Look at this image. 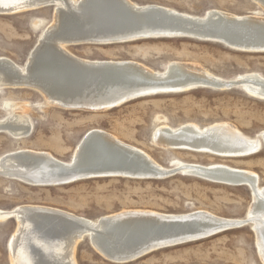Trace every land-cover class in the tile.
<instances>
[{"label":"bare ground","instance_id":"6f19581e","mask_svg":"<svg viewBox=\"0 0 264 264\" xmlns=\"http://www.w3.org/2000/svg\"><path fill=\"white\" fill-rule=\"evenodd\" d=\"M251 1L264 10V0ZM46 7L52 8L51 24L42 31L24 67L0 57V89H29L42 94L50 105L92 111L120 106L137 99L138 95L142 98L170 94L173 92L163 90L197 82L209 85L200 88L215 89H224V86L237 82L248 95L264 100V77L256 73L224 81L185 63L171 62L163 72H156L134 61L85 60L68 50L80 44L111 45L178 37L217 43L222 40L227 43L223 45L235 51L263 53L264 17L236 16L219 10H209L204 17H197L159 5H137L131 0H0V15ZM181 33L199 38L173 35ZM194 89L197 88L178 93ZM4 107L10 113L0 119V133L16 140L27 138L32 131L31 120L23 112L16 111L14 103H6ZM152 140L167 149L171 146L174 148L170 149H193L194 152L237 158L248 156V152L263 144L264 132L251 139L228 123L204 129L190 123L175 129L159 126L154 130ZM173 164L185 176H208L211 181L227 186L248 187L252 203L246 216L229 219L200 210L186 214L141 210L120 211L89 220L38 205L17 206L9 211L0 209V222L13 220L15 223L7 246L10 264H77L75 248L83 238H87L91 248L107 262L131 263L148 253L147 249L170 247L181 239L152 238L153 234L151 238L147 237L148 228L157 229L162 221L166 226L170 222L177 224L180 226L177 231L185 222L203 224L209 231L239 228L242 223H248L264 264V186L259 185L258 176L222 164L204 166L178 161ZM168 173L145 152L97 129L83 136L67 162L47 152L27 149L0 157V174L33 186L39 182L57 185L59 182L67 184L84 178L113 176L150 179ZM200 216L205 219L201 220Z\"/></svg>","mask_w":264,"mask_h":264},{"label":"rangeland","instance_id":"374dc122","mask_svg":"<svg viewBox=\"0 0 264 264\" xmlns=\"http://www.w3.org/2000/svg\"><path fill=\"white\" fill-rule=\"evenodd\" d=\"M131 1L137 5H159L197 17H204L209 10L264 17V10L251 0ZM52 14V8L46 7L0 15V57L24 67L42 31L51 24ZM68 50L81 59L134 61L156 72H163L171 62H179L193 65L224 81L251 73L264 77V52H239L222 43L192 38H151L111 45L80 44ZM45 101L37 91L0 89V119L10 113L4 104L14 103L16 111L23 112L32 122V131L27 138L16 140L0 133V157L27 149L47 152L67 162L83 136L97 129L145 152L170 174L160 176V179L113 176L35 186L0 174L1 210L38 205L89 220L120 211L141 210L162 214L200 210L229 219L246 216L252 203L248 187L185 176L176 170L173 163L177 161L204 166L222 164L246 170L255 173L259 185L264 186V149L250 156L224 158L205 152L167 149L152 140L153 132L159 126L175 129L190 123L200 129L228 123L244 137L258 138L264 132V100L248 95L241 88H197L182 93L158 94L103 111L62 109ZM14 228L13 220L0 222V264H10L7 246ZM255 241L253 229L246 224L198 241L153 250L127 264H262ZM74 258L77 264H113L99 256L87 238L78 243Z\"/></svg>","mask_w":264,"mask_h":264},{"label":"water","instance_id":"95a60500","mask_svg":"<svg viewBox=\"0 0 264 264\" xmlns=\"http://www.w3.org/2000/svg\"><path fill=\"white\" fill-rule=\"evenodd\" d=\"M172 35V34H171ZM173 35H181V36H188V37H196V38H199L198 36H194V35H191L190 34H185V33H181V34H173ZM172 35V36H173ZM220 43L222 44H227L226 42L224 41H220ZM106 71V70H105ZM204 86H209L207 84H204L203 82H197V83H193L189 86H184L182 88H169V89H166V90H163V92H180V90L184 91V90H187V88L191 89V88H200V87H204ZM218 88L220 87H223V86H217ZM232 88H241L243 89L242 87V84L240 83H237V82H234V83H230L226 86H224V89H232ZM244 90V89H243ZM245 91V90H244ZM142 95H138L136 96L137 98H140ZM263 142V141H262ZM169 148H174V147H171V146H168ZM264 148V142L263 144H260L258 146V148L252 152H248V156L254 154V153H257L259 152L260 150H262ZM190 150H193V149H190ZM82 164H86V162H82ZM87 177V176H86ZM84 179H87V178H84ZM204 179H208V180H211L212 178L208 177V176H204ZM40 184H46V185H49L50 182H39ZM58 184H65V183H58ZM57 184V185H58ZM137 218V217H135ZM145 218V217H144ZM200 218L201 220L202 219H205L203 218L202 216L198 217ZM199 219V220H200ZM137 220H142V219H137ZM187 222L184 223L183 228H180L181 230L177 231V229L180 227L178 226L177 224L174 225L173 222H170L167 226L165 224L164 221H162V224L157 228L155 229L154 227L153 228H148V233H147V237H150L151 238V235H152V238L153 237H164L166 238L167 240H174V239H179L177 240L175 243H172L173 245L171 246H175V245H180V244H184V243H187V242H192V241H198V240H201V239H204V238H207V237H210V236H213L215 234H218L220 233L221 231L223 230H227L228 228H222L220 230H212L209 231L207 230V228H205V226L203 224V226L201 225H192L191 223L190 224H186ZM248 223H242L241 225H246ZM240 225V224H239ZM175 226V227H173ZM178 227V228H177ZM146 228V227H145ZM155 229V230H154ZM176 230V231H175ZM143 234H145L144 231H142ZM142 234V235H143ZM146 235V234H145ZM151 241V240H150ZM153 251V249H147L146 252H151ZM147 254V253H146ZM142 257V256H141Z\"/></svg>","mask_w":264,"mask_h":264}]
</instances>
